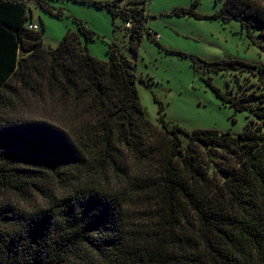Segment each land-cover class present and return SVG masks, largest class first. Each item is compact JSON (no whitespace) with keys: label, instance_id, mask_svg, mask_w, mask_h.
I'll list each match as a JSON object with an SVG mask.
<instances>
[{"label":"trees","instance_id":"obj_1","mask_svg":"<svg viewBox=\"0 0 264 264\" xmlns=\"http://www.w3.org/2000/svg\"><path fill=\"white\" fill-rule=\"evenodd\" d=\"M76 1L120 18L135 53L154 38L146 0ZM200 1L173 12L203 18ZM224 17L264 39V0H228ZM30 23L26 0H0V264H264V67L179 52L200 74L257 77L256 88L206 82L258 121L238 135L187 130L161 106L156 126L117 43L102 60L84 23L55 47ZM31 101L50 118L25 111Z\"/></svg>","mask_w":264,"mask_h":264},{"label":"rangeland","instance_id":"obj_2","mask_svg":"<svg viewBox=\"0 0 264 264\" xmlns=\"http://www.w3.org/2000/svg\"><path fill=\"white\" fill-rule=\"evenodd\" d=\"M193 1L146 0L147 27L159 33L161 40L144 33L136 53L130 49L131 36L123 21L114 18L106 8L76 0H47L53 11L59 12L55 15L41 7L37 0H26V3L32 23L43 31L47 47L57 46L67 31L78 30L81 22L94 31V40L88 44L92 55L107 60L110 45L117 43L135 65L140 78L137 87L141 104L154 125H161L159 109L163 106L165 118L171 124L177 123L187 130L218 129L238 135L249 120L258 121V118L248 111L236 112L224 105L206 81L211 76L216 86L226 90L239 83H258V78L240 72L200 74L191 56L184 54L207 60L240 59L264 67V39L257 31L251 36L240 21L224 17L228 0H201L196 10L203 18L173 12L176 7H189ZM44 105L47 103L31 101L25 111L50 118L52 111ZM181 138L183 144L188 145L189 138L184 134ZM215 170L212 166L211 171Z\"/></svg>","mask_w":264,"mask_h":264},{"label":"built area","instance_id":"obj_3","mask_svg":"<svg viewBox=\"0 0 264 264\" xmlns=\"http://www.w3.org/2000/svg\"><path fill=\"white\" fill-rule=\"evenodd\" d=\"M126 25H127L128 27H130V26H131V23L128 22ZM29 28L34 29V30H40V29H41L40 26H39L38 24H34V23H30V24H29ZM153 37H154V39L157 40V41H160V40H161V35H160L159 33H157V32H153Z\"/></svg>","mask_w":264,"mask_h":264},{"label":"water","instance_id":"obj_4","mask_svg":"<svg viewBox=\"0 0 264 264\" xmlns=\"http://www.w3.org/2000/svg\"><path fill=\"white\" fill-rule=\"evenodd\" d=\"M130 39L132 40L133 39V36L131 35Z\"/></svg>","mask_w":264,"mask_h":264}]
</instances>
